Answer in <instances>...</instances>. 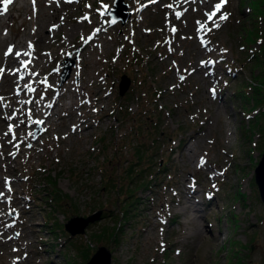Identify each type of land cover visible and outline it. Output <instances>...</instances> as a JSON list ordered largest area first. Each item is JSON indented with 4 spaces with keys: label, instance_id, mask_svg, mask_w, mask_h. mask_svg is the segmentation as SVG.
Returning a JSON list of instances; mask_svg holds the SVG:
<instances>
[{
    "label": "rangeland",
    "instance_id": "obj_1",
    "mask_svg": "<svg viewBox=\"0 0 264 264\" xmlns=\"http://www.w3.org/2000/svg\"><path fill=\"white\" fill-rule=\"evenodd\" d=\"M126 1L130 15L124 23L106 13L113 0H75L58 4L60 12L76 14L71 21L81 27L75 33L65 36L54 16L40 28L44 42L38 49L33 44L27 70L44 81L32 76L26 98L31 96L30 108L38 107L60 91L61 108L53 117L62 113V122L44 132L40 121L25 114L2 127L11 113L0 114V136L9 139L13 132L14 144L40 137L42 148L38 157L17 149L12 164L0 163V176L17 169L14 186L27 202L24 212L22 198L2 210L0 231L17 221L2 237L18 243L0 264H83L98 245L110 250V264H264V205L253 171L264 149V0H227L211 20L220 0L208 6L199 0ZM30 5H6L14 8L0 36L28 33ZM95 8L89 22L85 12ZM47 25L54 26L49 31ZM98 26L107 31L109 47L99 38L88 40ZM42 46L55 55L48 59L51 53ZM69 59V76L59 83ZM209 67L213 72L205 71ZM123 73L129 84L120 94ZM9 90L4 79L0 106L16 109L21 104ZM68 93L78 96L70 108ZM85 99L92 110L80 105ZM87 114L92 126L64 138L66 130L84 126ZM187 142L195 144L191 158ZM198 154L206 159L201 168L194 165ZM129 167L138 171L132 178ZM188 181L199 182L191 197ZM188 201L197 212H183ZM98 210L84 232L65 230L69 217Z\"/></svg>",
    "mask_w": 264,
    "mask_h": 264
},
{
    "label": "bare ground",
    "instance_id": "obj_2",
    "mask_svg": "<svg viewBox=\"0 0 264 264\" xmlns=\"http://www.w3.org/2000/svg\"><path fill=\"white\" fill-rule=\"evenodd\" d=\"M75 0H35L34 4H33V0H27V2H29L31 5L29 6V13H32L34 16V19L31 23V25L29 26V31L28 33L24 34L25 36H22L21 39H16L15 37H12L11 34L9 35H1L0 36V57H2V59H0V69H3L4 71L2 73H0V84L1 82L5 79V82H7L8 86L10 87V96L12 98H14L17 102L19 101L21 106L18 108H14V109H10L6 104L5 105H1L0 106V114L3 113H11L10 116H8L7 119H5V121L1 122V126L2 127H10L12 125H15L14 123L16 121L19 120V117H22V115H28L30 114L32 116L33 120H38L42 123L43 125V129L44 132L49 127L52 126V124L54 123H61L62 121L60 119H62V113H60V115H58V119L54 118L53 116L56 115V111L54 109H58L61 108L60 105V99L59 98V94L61 93L60 91L57 92V96L55 97V99H53L50 102H39L37 103L38 107H31L29 106V102L31 99V96H29V98L27 97V93L30 89L28 88V85L30 83H32L31 77L33 76L35 78V81H37V83H43L44 80H42L43 76L41 77V75L38 72H33L30 75V72H28L27 67L28 65L31 63V50L33 49V44L34 47H36L38 49V46H40V44H42V42H44V35L45 33L40 32V28L42 26V24H44V22L48 21V18L50 16H54V24H57V27H63L64 26V33L65 36H67L68 34L71 33H75L77 31V29H79L81 27V23H76L74 21H71V19H75L76 18V14H71L70 10L67 12H60L61 9L59 8L58 4L59 2H61L62 4H64L66 7L67 6H72V2H74ZM137 2L140 0H136ZM13 2V0H12ZM11 2V3H12ZM199 2L201 4L204 5H210L209 0H199ZM0 25L1 23L3 24L5 22L6 16L9 17L10 15V11L11 9L14 8V6L11 7H6L7 4L3 3V0H0ZM10 4V3H9ZM20 8V7H19ZM95 10H91V11H86L85 12V16H88V20L89 22L92 21L91 15L95 13ZM68 21H71L70 23ZM69 23V24H68ZM54 25H47L46 28L47 30H52ZM3 28L1 26L0 28V32H2ZM106 30L105 28H101L100 26H98L95 29V32L93 34H91L88 37V40L90 42L94 41L95 38H99L102 41V45L104 47H109L107 46L108 44H105L106 42H108L110 40V38L106 37ZM32 34H36V40H32L31 39V35ZM136 35V33H135ZM41 40V42H40ZM39 41V42H38ZM62 43V40H59L57 42V45ZM99 44V43H98ZM31 45V47H30ZM112 45V47L114 49H118L117 47H115V43L112 40V44L110 43V46ZM53 47H56V45H54ZM9 48H11V52H9ZM41 50H43V53H45L47 56H49V54L51 53V57L49 56L48 59L52 58L55 55V51H53L54 48H49L46 49V46H42V48H40ZM7 53V54H6ZM15 53H19L20 55H16ZM25 57V58H24ZM21 58H24L23 60ZM48 59H45L44 57L41 58V63L46 62V64H48ZM40 63V62H38ZM203 63V62H202ZM211 65V64H210ZM199 71H202V69H197L195 70L196 73H199ZM206 72H213L212 67L207 68V70H205ZM79 73V72H78ZM210 74V73H207ZM40 76V77H39ZM39 77V80H38ZM214 78V76H213ZM39 88V87H38ZM65 93V92H63ZM66 94V93H65ZM69 94V95H68ZM67 97L69 98L67 100V102H69L68 107L71 106L72 104L74 105L75 102V98H78V96L75 94H70L68 93ZM75 95V96H74ZM64 98V97H61ZM75 102V103H74ZM41 103V104H40ZM12 104V103H11ZM82 106L88 105V108H91L90 102L85 99L81 102ZM60 106V107H59ZM77 106V105H75ZM82 106H78V110L82 107ZM67 107V108H68ZM80 107V108H79ZM70 108V107H69ZM21 110V114L20 113H16L15 111ZM70 110V109H68ZM92 110V108H91ZM74 113L73 111H67L65 112V114L67 115H71L70 118H74L75 116L72 114ZM75 113L77 114V110H75ZM72 118V119H73ZM90 114H87L86 116L81 117V122H84V126L82 128H75L72 127L70 130H66L65 133L63 134V137L66 138L68 141L70 140L71 136L76 135L77 132L81 131L84 132L85 130H88L92 124H93V120L90 118ZM88 119V120H87ZM100 119V118H99ZM72 122V121H69ZM79 125V124H77ZM16 126L18 127L19 124H16ZM61 126H63V124H61ZM68 127V126H67ZM76 131V132H75ZM9 135H11V138L9 139H5L4 136H0V139L3 141L2 144L0 145V160H2V162L0 161V163L3 166H7L8 164H12L13 161H15L16 157L19 156V152H23L24 154H29L32 153V155L36 154V156L38 157V155L40 154V151L42 150V148L39 147L40 144V137L34 139V140H25V139H21L19 140V145L18 143H15V137L16 135L11 132ZM12 144V146H11ZM185 148L188 151V158L192 157V153H194V149H195V144H192L190 142L186 143ZM19 152H18V150ZM195 160L197 161L194 162V165L197 168H201L202 165L200 163V155L198 154L197 157H195ZM206 159L204 158V161ZM17 162V161H16ZM206 167V166H205ZM203 169V168H202ZM18 175L17 173V169L15 167H11V169L8 170H4V172H1V179H0V224L2 222L5 221V217H4V212L2 211L4 207L8 206H13L16 207L17 204H20V198L24 199L23 203L21 205V212H24L23 210H26V207H23L24 205H26V199L25 196H19V194H17V188L14 186V179H12V177L14 175ZM6 181L7 182V187L5 188V190L3 191L1 189V183ZM188 185L192 186L191 189V193H189L188 196H193V189L196 187V185H199V182H187ZM196 191V190H194ZM11 200V201H9ZM3 201H7L6 203H3ZM27 206V205H26ZM195 206H192V204L188 201L187 204L182 205V209L183 212H185L186 214H190L193 211H196L194 209ZM197 212V211H196ZM17 215H19V211L17 213ZM191 218L189 219L190 221H193V219L195 218V214H191ZM17 223V221H14L11 225L4 227L3 231H0V260H2V258L6 257L9 254L15 253V251L17 250V246L16 244L18 242H16L15 245H10V242L12 243L11 237L10 236H6L2 237L3 235H6V232L9 231L10 229H14L13 226ZM24 229V228H23ZM198 231H200V229H196ZM27 239H26V243H30L31 239L29 235L24 234ZM20 243V242H19ZM19 248H22L23 250V245L22 244H18ZM27 253H23V256L26 257ZM27 263L30 261L28 260V258H26ZM19 261V258L18 260Z\"/></svg>",
    "mask_w": 264,
    "mask_h": 264
},
{
    "label": "water",
    "instance_id": "obj_3",
    "mask_svg": "<svg viewBox=\"0 0 264 264\" xmlns=\"http://www.w3.org/2000/svg\"><path fill=\"white\" fill-rule=\"evenodd\" d=\"M128 4L126 0H113L112 5L107 9L106 13L109 14L111 21H120L124 23L127 21L130 12L127 9ZM74 60L69 59L62 64V70L59 76V83H62L68 76L71 70V65ZM129 77L124 73L121 75V79L118 83V92L123 94L128 88ZM254 182L258 189L260 201L264 205V149L261 152L260 158L254 167ZM101 210L93 212L89 215H73L69 217L64 223L66 231L70 232V235L84 232L85 227L90 223L99 218ZM78 223V225L72 224ZM111 252L105 245H98L94 252L83 264H110Z\"/></svg>",
    "mask_w": 264,
    "mask_h": 264
},
{
    "label": "snow or ice",
    "instance_id": "obj_4",
    "mask_svg": "<svg viewBox=\"0 0 264 264\" xmlns=\"http://www.w3.org/2000/svg\"><path fill=\"white\" fill-rule=\"evenodd\" d=\"M11 2H12V0H3V3H4V4H9V3H11ZM34 2H35V0H33V4H34ZM226 3H227V0H220V3H218L217 5L214 6L215 11L212 12V13H210V14H208V19L211 20L212 17L216 14V12L219 11V10L222 8V6L225 5ZM168 7H171V5H169ZM179 15H180V13L177 14V17H178V18H179ZM220 19H221V20L227 19V15H221V16H220ZM216 27H219V25H216ZM173 30H175V29H173ZM30 47H31V45H30ZM9 52H11V48H9ZM6 54H7V53H6ZM15 54H16V55H20L19 53H15ZM3 71H4L3 69H0V73H2ZM9 130H11V128H10ZM200 163H201V164L204 163L203 158H201ZM0 195H2V194H0Z\"/></svg>",
    "mask_w": 264,
    "mask_h": 264
},
{
    "label": "trees",
    "instance_id": "obj_5",
    "mask_svg": "<svg viewBox=\"0 0 264 264\" xmlns=\"http://www.w3.org/2000/svg\"><path fill=\"white\" fill-rule=\"evenodd\" d=\"M138 155V154H137ZM136 162H138V161H136ZM136 164V163H135ZM138 164V163H137ZM136 164V165H137ZM136 165H134V166H136ZM129 169L131 170V172L129 173V175H130V177L132 178V176H133V174H137L138 173V171H136V169H132V167H129ZM57 192V191H56ZM100 234V233H99Z\"/></svg>",
    "mask_w": 264,
    "mask_h": 264
}]
</instances>
